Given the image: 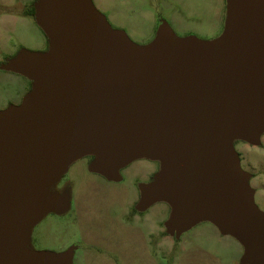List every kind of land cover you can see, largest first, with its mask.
Segmentation results:
<instances>
[{"label":"water","instance_id":"1","mask_svg":"<svg viewBox=\"0 0 264 264\" xmlns=\"http://www.w3.org/2000/svg\"><path fill=\"white\" fill-rule=\"evenodd\" d=\"M43 8L51 50L13 61L35 87L0 113V264L60 263L61 254L31 250L25 238L58 203L43 197L48 185L87 154L108 176L136 157L162 158L147 203L168 202L178 229L210 218L242 243L245 262L264 264V211L229 141L264 131L262 4L235 0L223 42L147 47L111 37L90 0H43Z\"/></svg>","mask_w":264,"mask_h":264},{"label":"rangeland","instance_id":"2","mask_svg":"<svg viewBox=\"0 0 264 264\" xmlns=\"http://www.w3.org/2000/svg\"><path fill=\"white\" fill-rule=\"evenodd\" d=\"M90 1L109 35L136 47L160 39L219 43L234 27L235 0ZM43 17V0H0V113L20 106L35 87L34 76L14 69L13 61L23 51L51 50ZM229 141L264 211V131L255 140L239 134ZM95 158L76 159L48 185L43 197H62L63 208L32 222L29 249L61 254L59 264H252L243 259L242 243L210 218L178 229L168 202L147 203L146 188L163 176L162 158L136 157L114 176L96 170Z\"/></svg>","mask_w":264,"mask_h":264},{"label":"crops","instance_id":"3","mask_svg":"<svg viewBox=\"0 0 264 264\" xmlns=\"http://www.w3.org/2000/svg\"><path fill=\"white\" fill-rule=\"evenodd\" d=\"M51 196L52 197H56L58 199L57 200L58 203H55L54 202V205H55L54 209H51L49 211H58V210H61L63 208V203H64L63 202V198L62 197H59L57 195H54V194H52ZM59 199H60V203H59Z\"/></svg>","mask_w":264,"mask_h":264},{"label":"trees","instance_id":"4","mask_svg":"<svg viewBox=\"0 0 264 264\" xmlns=\"http://www.w3.org/2000/svg\"><path fill=\"white\" fill-rule=\"evenodd\" d=\"M30 15H31V16L34 15V11H32V12L30 13Z\"/></svg>","mask_w":264,"mask_h":264}]
</instances>
